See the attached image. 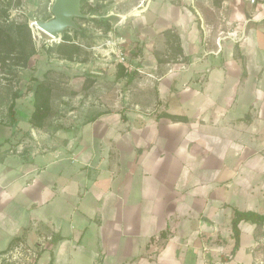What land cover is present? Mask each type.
<instances>
[{"label":"crops","instance_id":"1","mask_svg":"<svg viewBox=\"0 0 264 264\" xmlns=\"http://www.w3.org/2000/svg\"><path fill=\"white\" fill-rule=\"evenodd\" d=\"M158 13L183 54L146 50L122 110L55 133L28 122L30 152L0 124V251L45 224L50 264L254 261L264 222L242 220L235 250L232 219L264 214V18L209 49L191 9Z\"/></svg>","mask_w":264,"mask_h":264},{"label":"rangeland","instance_id":"2","mask_svg":"<svg viewBox=\"0 0 264 264\" xmlns=\"http://www.w3.org/2000/svg\"><path fill=\"white\" fill-rule=\"evenodd\" d=\"M53 2L0 0V30L17 39L18 24L27 22L40 50L28 68L18 65L17 50L5 63L0 61V124L12 126L14 136L7 145L15 152L33 148L29 117L38 81L47 83L43 103L51 109L45 130L55 133L83 124L100 109L122 110L131 102V87L126 83L129 75L117 77L120 64L138 77L139 59L146 50L156 51L164 62H176L181 55L178 29L161 19L160 9L173 5L191 9L209 49H216L221 37L237 38L241 28L251 24L250 19L261 16L250 0H86L83 12L91 16L76 19L81 30L68 29L64 36L52 37L34 22L54 17ZM121 53L126 63L120 61ZM198 53H203V46ZM16 90L22 96L16 100L17 120L13 123L9 107ZM52 235L48 225H31L22 239L0 254V264H44L42 257L50 264ZM1 237L6 238V232Z\"/></svg>","mask_w":264,"mask_h":264},{"label":"trees","instance_id":"3","mask_svg":"<svg viewBox=\"0 0 264 264\" xmlns=\"http://www.w3.org/2000/svg\"><path fill=\"white\" fill-rule=\"evenodd\" d=\"M85 1L86 0H82V4H81L82 11H83V5ZM17 30L19 31L17 39H14V37H12L9 32L7 31L5 32L2 29L0 30V61L5 63L9 59L10 55L14 53V51L17 50L18 51L17 57L15 59L18 65L24 68H28L31 58L34 55H36L40 50L36 48L34 42L32 41L31 31H30V28L27 22L18 24ZM66 37H68V35H66ZM48 49L50 50L49 47ZM180 51H181V54H183L181 48H180ZM127 72L128 71L126 70V68L120 64L118 71H117V77H123V76L129 75L127 82L130 83L135 77V71L129 74ZM46 87H47V83L45 81H40V82L38 81V84L34 90V111L31 114L30 119H29L30 125L34 128L35 127L37 128L45 127V119L51 113L50 107L45 106L43 103V96H45L44 92H45ZM21 96H22L21 92L19 90H16L13 94V100L9 107V114H10V118L13 123H15L17 120L16 100L20 98ZM242 220L252 221L255 223H263L264 214H260L254 211H240V210H237L235 212V215L232 219L234 237L236 239L235 250L237 249L240 243L239 223ZM22 238L23 236L14 238L11 244L8 246V248L0 251V254L4 253V251L9 249V247L12 245V243L15 240H20ZM59 239H60L59 237H56L54 241H57Z\"/></svg>","mask_w":264,"mask_h":264},{"label":"water","instance_id":"4","mask_svg":"<svg viewBox=\"0 0 264 264\" xmlns=\"http://www.w3.org/2000/svg\"><path fill=\"white\" fill-rule=\"evenodd\" d=\"M82 0H54L51 19L35 20V25L47 34L58 37L64 36L68 29L81 30L77 18H89L90 13H85L81 8Z\"/></svg>","mask_w":264,"mask_h":264},{"label":"built area","instance_id":"5","mask_svg":"<svg viewBox=\"0 0 264 264\" xmlns=\"http://www.w3.org/2000/svg\"><path fill=\"white\" fill-rule=\"evenodd\" d=\"M250 1L252 4H256L259 7V9L261 10L260 18L263 19L264 18V0H250ZM253 19H256V18H253ZM120 61L122 63H126L123 53H121L120 55ZM251 264H264V239H262L261 242L257 244L256 257Z\"/></svg>","mask_w":264,"mask_h":264},{"label":"bare ground","instance_id":"6","mask_svg":"<svg viewBox=\"0 0 264 264\" xmlns=\"http://www.w3.org/2000/svg\"><path fill=\"white\" fill-rule=\"evenodd\" d=\"M51 36V35H50ZM53 37V36H52Z\"/></svg>","mask_w":264,"mask_h":264}]
</instances>
